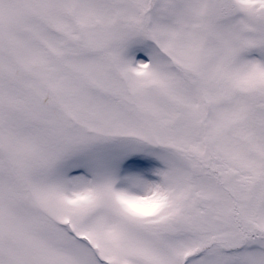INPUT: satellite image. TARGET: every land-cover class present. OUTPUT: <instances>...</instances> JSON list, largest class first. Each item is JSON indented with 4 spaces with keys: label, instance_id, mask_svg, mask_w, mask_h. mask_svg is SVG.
<instances>
[{
    "label": "snow or ice",
    "instance_id": "obj_1",
    "mask_svg": "<svg viewBox=\"0 0 264 264\" xmlns=\"http://www.w3.org/2000/svg\"><path fill=\"white\" fill-rule=\"evenodd\" d=\"M0 264H264V0H0Z\"/></svg>",
    "mask_w": 264,
    "mask_h": 264
}]
</instances>
